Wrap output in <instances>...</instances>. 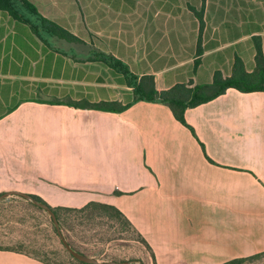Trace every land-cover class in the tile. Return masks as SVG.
<instances>
[{"label": "crops", "instance_id": "crops-1", "mask_svg": "<svg viewBox=\"0 0 264 264\" xmlns=\"http://www.w3.org/2000/svg\"><path fill=\"white\" fill-rule=\"evenodd\" d=\"M30 1L79 40L47 42L0 8V195L113 205L156 264L264 252V91L229 88L187 109L185 125L165 103H132L124 75L93 57L114 55L158 90L230 76L237 57L252 72L255 37L264 52V0ZM85 100L131 104L70 105ZM0 264L52 263L0 247Z\"/></svg>", "mask_w": 264, "mask_h": 264}, {"label": "rangeland", "instance_id": "rangeland-1", "mask_svg": "<svg viewBox=\"0 0 264 264\" xmlns=\"http://www.w3.org/2000/svg\"><path fill=\"white\" fill-rule=\"evenodd\" d=\"M60 222L67 242L89 256L100 261L144 263V248L136 233L108 209L95 204L62 209ZM0 247L22 250L55 264H79L71 258L50 213L22 196L0 200ZM244 264H264V254Z\"/></svg>", "mask_w": 264, "mask_h": 264}, {"label": "trees", "instance_id": "trees-1", "mask_svg": "<svg viewBox=\"0 0 264 264\" xmlns=\"http://www.w3.org/2000/svg\"><path fill=\"white\" fill-rule=\"evenodd\" d=\"M0 8L8 11L16 19H20L28 22L35 30V32L39 35V37H41L47 42L49 41L50 37H54V36L62 37L72 41L79 40L75 35H73L68 30L60 27L53 21L44 17L30 0H0ZM255 46H256V55H255L256 67L252 72L247 71L243 60L240 57H237L235 59L232 74L230 76H225L222 71L217 70L213 75V80L211 83L194 84V82L190 80L189 82L186 83H177L174 86L165 90H158L156 88L155 80L153 76L148 75V76H143L141 78L136 76L131 72L130 68L125 62L118 59L112 54H108L100 50H94L93 57L94 60L104 62L105 64L115 69L117 72L124 75L127 83L133 87L134 100L132 103L138 101L165 103L171 108L175 117L179 121H181L185 125H188L185 119V112L187 109L198 106L204 102L210 101L220 96L221 94H224L229 88H235L242 92L264 91V52L260 37H255ZM197 53L198 55L202 53L201 40H199ZM198 61L199 60H197V62ZM130 104L131 103L127 105H122L117 102L91 103L87 100L70 102V105L76 108H94V109H103L110 111H122L126 109L128 106H130ZM32 196L34 199L46 203L36 195H32ZM30 202L34 206L44 209L36 205L33 201ZM93 204L108 209L119 218H123L127 222V224L131 227V229L136 233L137 241L141 243V245L143 246L146 252H149V257L145 260L143 259L144 263L143 262L142 263L149 264L150 262H152L151 264H156L154 254L149 244L145 240V238L137 231V229L133 226L131 221L117 207L101 202H90L80 208L52 207L50 205L49 207L55 212L61 227L60 210L62 209L78 210ZM71 247L77 250L72 245ZM10 249H15V248H10ZM263 254L264 252H261L247 257L234 258L223 264H244L250 259L258 258ZM71 258L79 262V264H90L76 259L72 254H71ZM44 261L48 263H52L50 261H46V260Z\"/></svg>", "mask_w": 264, "mask_h": 264}, {"label": "water", "instance_id": "water-1", "mask_svg": "<svg viewBox=\"0 0 264 264\" xmlns=\"http://www.w3.org/2000/svg\"><path fill=\"white\" fill-rule=\"evenodd\" d=\"M12 194H16V195L22 196L28 200H31L36 205L44 208L46 211H48L50 213L52 220L54 222L55 228H56L62 242L64 243L67 250L76 259H78L82 262H85V263H90V264H136L134 261H130V260L118 261V262L117 261H100V260L96 259L95 257L85 255V254L73 249L71 247V245L67 242V240L64 238L62 231H61L60 223L57 219V216H56L55 212L49 207V205H47L46 203L40 202L39 200L34 199L33 196L29 193H24V192H19V191L5 192V193L0 195V200L4 199V198H6Z\"/></svg>", "mask_w": 264, "mask_h": 264}]
</instances>
